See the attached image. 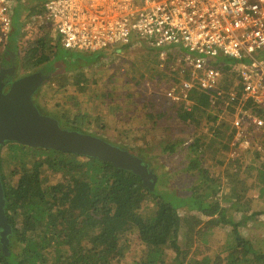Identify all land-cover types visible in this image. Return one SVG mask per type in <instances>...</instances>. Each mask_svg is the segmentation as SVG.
<instances>
[{
  "label": "trees",
  "instance_id": "1",
  "mask_svg": "<svg viewBox=\"0 0 264 264\" xmlns=\"http://www.w3.org/2000/svg\"><path fill=\"white\" fill-rule=\"evenodd\" d=\"M140 41L148 53L136 59L138 62L135 64L139 66V63L147 61L146 56H152V77H166L165 70L159 68V50L136 37L128 44L120 43L95 52L97 54L87 64H96L101 56L128 52L134 42ZM7 51L5 55L10 56L9 63H15L17 69V53ZM53 58L44 54L34 63H46L43 67L46 73L47 70L55 73L60 67ZM6 63L4 59L1 61L0 70ZM66 73L54 79L53 75H49V82L58 86L57 92H64L75 82L80 84V93L87 91L84 82L89 77L85 73H78L74 80H70ZM117 74L114 71L108 78L113 80ZM94 77H91L92 82H96ZM104 96L106 98L108 94ZM53 98H56L54 94L50 99ZM50 99H45L47 107L56 109L61 106L59 102L51 104ZM190 99L193 102L190 106L169 99L182 124L192 122L198 127L202 120L208 124V134L194 137L187 147V171L196 176V185L191 186L188 196L181 197L169 190H159L155 185L150 188L139 175L115 167L110 162L6 142L0 148V174L11 233L7 237L6 250L0 236V264H113L125 258L130 240H133L129 239L130 236H135L134 239L146 247L137 264H166V248L175 254L172 264H264V252L238 229L248 218L235 222L219 200L222 188L234 185L243 167L241 156L225 160L220 155L222 151L229 150L232 156L234 147L231 142L233 132L228 135L230 123L220 121L219 117L225 115L227 110H234L225 104H211L207 96L199 91L191 92ZM34 103L42 114L57 119L63 129L86 132L79 127L84 124L85 112L79 111L75 96L71 95L68 101V109L74 113L72 118L66 112L50 114L39 107L35 98ZM115 113L128 114L125 109L122 112L120 105H116ZM145 119V127L139 130L144 136L133 141V144L115 145L113 141H106L136 155L153 172V158L148 157L152 146L145 141L147 134L154 129L156 115L146 113ZM259 137L264 143V132ZM184 142L182 138L170 139L163 145L162 151L173 155ZM217 145L220 147L219 158L215 161L225 167L222 176L213 177L209 171L212 161L207 160V155ZM257 156L260 157V154ZM49 174L58 175V181L50 184ZM252 186L264 200V161L258 171V182ZM181 209L187 210L188 214L181 216ZM225 226L234 229L233 236L211 263L205 259L210 251L206 239L214 229ZM182 231L183 246L180 244Z\"/></svg>",
  "mask_w": 264,
  "mask_h": 264
},
{
  "label": "rangeland",
  "instance_id": "2",
  "mask_svg": "<svg viewBox=\"0 0 264 264\" xmlns=\"http://www.w3.org/2000/svg\"><path fill=\"white\" fill-rule=\"evenodd\" d=\"M43 12L42 0H17V4L13 6L12 31L8 35L6 44L0 45V63L4 59L7 66L13 65L9 63L10 56L5 55L9 49L17 53L19 57L16 62L18 64L15 73L16 79L38 71L44 75H53V79L59 74L67 72L70 80H74V77L80 72L85 73L89 77V80L84 82L85 86L87 85V91L80 93L78 88L80 84L75 82V84L69 85L64 92H57V84L47 80L34 98L39 107L46 109L50 114L54 112L57 115L59 112H66L67 116L72 118L74 113L68 109V101H70L71 95L75 96L79 111L85 112L88 117L83 115L84 124L79 126L80 129L88 132H84L85 134L91 135L92 133L105 141H113L115 145L133 144V141L144 136V133L139 130L145 127L143 126V123L146 122L145 114L156 115L154 129L147 134L148 139L145 141L152 146L151 155L148 157L153 158L151 161L154 166L153 173L157 176L154 185L159 190H169L181 197L188 196L191 186L196 185V176L187 171L189 164L187 147L194 137L208 134V124L205 120H202L198 127L194 126L192 122L186 125L182 124L177 118L175 108L166 96V91L174 83H180L186 79L184 74L179 73L177 66L182 63V59L187 58L189 53L186 50L177 49V53L168 54L166 60H161L159 56V68L162 71L165 70V74L168 75L163 78L162 76L152 77V73H154L151 69L153 66L152 56H146L147 61L139 63V66L138 63L135 64L138 62L136 59L148 53V49L141 41L134 42L128 52H116V54L105 57L101 56L96 64H87L97 53L64 49L60 41L57 40V33L51 27L45 26ZM34 17L35 20H33ZM44 54L49 58L54 57L57 67H60V69H56L57 71L55 70V73H49L48 70L46 73L43 69L46 63L41 65L34 63L38 57ZM217 63L225 71L226 83L230 78L233 81L236 80V74L233 77L226 76V72L229 69H235L240 64L238 60L219 57ZM114 71L119 74L111 80L108 76ZM171 72L172 74H170ZM93 75H95L96 82L91 81ZM105 93L108 94L106 98ZM53 94L56 98L50 99ZM45 99H50L49 102L53 105L55 102H59L61 106L56 109L49 108L46 106ZM116 105H120L122 112L125 109L128 114L119 113L118 115L115 113ZM233 112L227 110L225 115L222 114L219 117L220 121H229L231 128L228 130V135L233 132L231 125ZM75 117L76 115H74ZM179 138L185 142L177 153L173 155L163 153V145L168 140ZM142 146L146 147V145ZM219 148V145L213 147V151L207 155V160L212 161L209 171L213 177L221 175L225 167L215 161L219 158ZM234 150L236 151V149ZM230 153L231 151L227 150L222 151L220 155L228 160L233 157ZM239 154L243 159V167L239 170L237 182L235 181V184L229 188H222L219 200L221 205L228 209V215L235 222L248 218L238 229L243 236L253 241L256 248L264 252V200L255 191L256 189H252L253 183L258 182V171L264 161V143L261 137L253 138L251 149L245 152L240 151ZM258 154L260 157L257 156ZM49 178L50 184H54L58 181L59 176L49 174ZM236 204L240 205L238 207H241L242 212L239 211ZM179 213L181 216L188 214L187 210L182 209L179 210ZM233 230L232 227L227 226L214 229L206 239V244L210 248L206 260L214 262L220 251L232 238ZM182 236L183 231L180 236V244L183 246ZM134 237H129L133 240H130L125 258L113 264H137L136 262L143 257L146 247ZM165 250L166 264H172L175 254L169 248Z\"/></svg>",
  "mask_w": 264,
  "mask_h": 264
},
{
  "label": "built area",
  "instance_id": "3",
  "mask_svg": "<svg viewBox=\"0 0 264 264\" xmlns=\"http://www.w3.org/2000/svg\"><path fill=\"white\" fill-rule=\"evenodd\" d=\"M14 3L0 0V45L12 31ZM42 9L66 50L95 53L133 37L159 50L161 60L186 50L187 58H177L186 79L166 96L190 106L199 91L233 108L234 158L264 132V0H42ZM219 57L240 62L226 72L235 81L226 83Z\"/></svg>",
  "mask_w": 264,
  "mask_h": 264
},
{
  "label": "water",
  "instance_id": "4",
  "mask_svg": "<svg viewBox=\"0 0 264 264\" xmlns=\"http://www.w3.org/2000/svg\"><path fill=\"white\" fill-rule=\"evenodd\" d=\"M15 73L14 64L10 69L0 70V148L6 142H15L110 162L139 175L145 185L153 188L157 176L136 155L99 137L63 129L57 119L40 112L34 96L49 75L38 71L13 80ZM5 206L0 174V236L4 250L11 233Z\"/></svg>",
  "mask_w": 264,
  "mask_h": 264
},
{
  "label": "flooded vegetation",
  "instance_id": "5",
  "mask_svg": "<svg viewBox=\"0 0 264 264\" xmlns=\"http://www.w3.org/2000/svg\"><path fill=\"white\" fill-rule=\"evenodd\" d=\"M11 68V66L9 67V66H7V64L5 65V66H3V68H1V69H10ZM16 79V77H14L13 76V80H15Z\"/></svg>",
  "mask_w": 264,
  "mask_h": 264
},
{
  "label": "crops",
  "instance_id": "6",
  "mask_svg": "<svg viewBox=\"0 0 264 264\" xmlns=\"http://www.w3.org/2000/svg\"><path fill=\"white\" fill-rule=\"evenodd\" d=\"M17 4V0H16V3H14V5H16ZM12 19H13V14H12ZM58 39V38H57Z\"/></svg>",
  "mask_w": 264,
  "mask_h": 264
}]
</instances>
